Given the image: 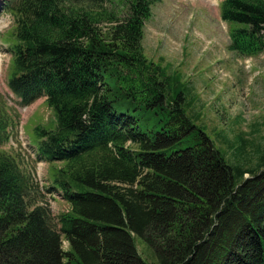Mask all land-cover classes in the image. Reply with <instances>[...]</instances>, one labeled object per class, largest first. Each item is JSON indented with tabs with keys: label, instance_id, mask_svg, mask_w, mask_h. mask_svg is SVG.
Returning <instances> with one entry per match:
<instances>
[{
	"label": "trees",
	"instance_id": "obj_1",
	"mask_svg": "<svg viewBox=\"0 0 264 264\" xmlns=\"http://www.w3.org/2000/svg\"><path fill=\"white\" fill-rule=\"evenodd\" d=\"M158 1L3 0L6 85L50 109L31 145L69 208L53 216L0 148V264H145L134 236L155 264H264V153L227 164L166 96L172 77L141 45ZM218 15L231 50H264V0H219ZM9 124L0 107V146Z\"/></svg>",
	"mask_w": 264,
	"mask_h": 264
},
{
	"label": "rangeland",
	"instance_id": "obj_2",
	"mask_svg": "<svg viewBox=\"0 0 264 264\" xmlns=\"http://www.w3.org/2000/svg\"><path fill=\"white\" fill-rule=\"evenodd\" d=\"M218 2L154 3L143 23L142 55L172 77L166 96L180 92L184 114L207 135L224 161L253 167L264 153V50L242 56L228 47L229 25L219 18ZM2 3L0 0V107L10 124L8 139L0 148L17 158L55 216L69 206L58 192L44 189L49 164L36 160L31 145L34 126L49 128L53 117L43 97L21 104L6 85L9 54L2 38L12 21ZM133 242L143 262L155 264L152 249L139 236ZM62 247H66L65 241Z\"/></svg>",
	"mask_w": 264,
	"mask_h": 264
}]
</instances>
